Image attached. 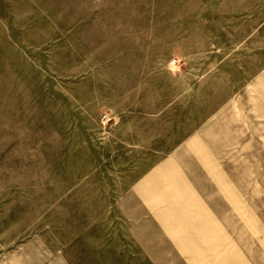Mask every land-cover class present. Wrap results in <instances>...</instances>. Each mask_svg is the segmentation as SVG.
Here are the masks:
<instances>
[{
    "label": "rangeland",
    "instance_id": "obj_1",
    "mask_svg": "<svg viewBox=\"0 0 264 264\" xmlns=\"http://www.w3.org/2000/svg\"><path fill=\"white\" fill-rule=\"evenodd\" d=\"M0 264H264V0H0Z\"/></svg>",
    "mask_w": 264,
    "mask_h": 264
},
{
    "label": "crops",
    "instance_id": "obj_2",
    "mask_svg": "<svg viewBox=\"0 0 264 264\" xmlns=\"http://www.w3.org/2000/svg\"><path fill=\"white\" fill-rule=\"evenodd\" d=\"M205 139H206V136H199L198 139L195 138L194 140H196V143L192 146L191 150H189L192 153L187 155L188 157H190L189 161L188 160L186 161L185 159L183 161L188 166V168L184 170L188 175H191V178L189 179L192 181L194 190L197 195L194 202H191V204H195L194 208H196V210L198 211V215H199L198 219H200V221L196 222V227L201 228V229H203V226L205 225L206 216L204 213H201L200 211L201 210L204 211L206 207L210 209V207L208 206V203L205 201V198H203V196L201 195L203 191H201L200 189L204 190V189H210L212 187L221 189L223 187V185H221V183L219 182L220 181L219 178L217 177L218 175L221 174L219 172H223V171L221 168L219 169V165L217 164L213 165L212 160H213V154H214L213 152L215 150H216L215 151L216 153L214 155L216 156L223 154L224 150H221V153H219V150L217 148H214L215 149L214 151L210 149L202 148L203 144L201 143V141H204ZM183 156L185 157V155ZM183 156L180 155V157H183ZM224 163H227V162H224ZM222 166H223V163L220 164V167ZM204 174H208L210 175V179L212 177V180L213 178L216 180L215 181L213 180L214 182L210 181L207 179V176L204 177ZM225 187L227 186H224V188ZM224 203L227 206V203L225 201ZM210 210L214 214V211L212 209ZM215 218L217 217L215 216ZM217 220L219 219L217 218Z\"/></svg>",
    "mask_w": 264,
    "mask_h": 264
}]
</instances>
